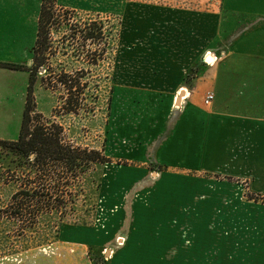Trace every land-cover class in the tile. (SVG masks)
<instances>
[{
  "label": "rangeland",
  "instance_id": "1",
  "mask_svg": "<svg viewBox=\"0 0 264 264\" xmlns=\"http://www.w3.org/2000/svg\"><path fill=\"white\" fill-rule=\"evenodd\" d=\"M41 2L0 0V64L28 68L33 61ZM259 2L56 0L45 59L33 73L53 104L42 102L48 114L37 109L43 119L30 129L40 124L48 133L60 132L64 144L99 152L110 162L68 172L48 161L39 171L32 155L2 148L0 264H189L187 252L178 256L165 247L155 257L157 251L146 246L160 237L163 244V232L164 246H171L172 229L184 246L194 241L189 200L176 195L170 212V201L152 200L161 191L159 175L167 172L156 150L167 119L182 109L181 91L188 99L204 73L227 56L229 42L264 12V0ZM179 183L161 187L172 194L191 185ZM24 192L38 196L13 199ZM146 255L152 263L140 262ZM197 258L196 264L208 262Z\"/></svg>",
  "mask_w": 264,
  "mask_h": 264
},
{
  "label": "crops",
  "instance_id": "2",
  "mask_svg": "<svg viewBox=\"0 0 264 264\" xmlns=\"http://www.w3.org/2000/svg\"><path fill=\"white\" fill-rule=\"evenodd\" d=\"M30 78L29 71L0 66L2 141L19 138ZM202 81L188 99L181 95L182 109L167 119L165 138L156 150V161L167 168L159 184L167 190L170 182L191 185H179L172 194L160 186V193L151 194L157 197L152 200L171 202L165 207L168 212L174 209L171 199L176 195L191 202L189 229L194 241L184 246L179 230L172 229L167 237L171 246H164L163 232V244L161 237L146 242L148 252L157 251L152 252L155 257L165 247L178 256L187 252L189 264H196L198 255L208 260L206 264H264V202L246 197L264 199V12L254 15L251 28L229 42L227 56L207 70ZM34 87L37 109L47 115L42 102L53 104L52 93L38 81ZM207 91L214 98L203 107ZM4 161L0 147V175ZM212 218L218 221L214 224ZM209 240L215 244L208 245ZM149 256L140 262L152 263L145 260Z\"/></svg>",
  "mask_w": 264,
  "mask_h": 264
},
{
  "label": "trees",
  "instance_id": "3",
  "mask_svg": "<svg viewBox=\"0 0 264 264\" xmlns=\"http://www.w3.org/2000/svg\"><path fill=\"white\" fill-rule=\"evenodd\" d=\"M46 0H42L40 13L37 21V33L34 47V67L24 68L17 65H6L0 64V66L13 69V70H26L31 74L30 85L27 90L25 109L22 116L20 135L17 141L9 142L0 140L1 148H10L13 151L34 157V167L39 171H43L44 166H47L48 161L53 163H62L68 172H72L74 168L81 166L83 172L85 168L91 163H105L110 162L107 158L103 157L102 154L96 151H89L87 149L75 148L69 144H64L63 140L60 138V132L48 133L45 131V127L42 125H34L33 129H30V124L32 121H38V123L43 119L41 114L37 112L36 100L33 91L34 79L33 76L34 69L39 66L40 59L44 61L45 52L48 49V39H49V27L51 26V18L53 14L51 9L54 8L56 0H51L49 2V7L46 4ZM43 57H42V56ZM38 64V65H37ZM67 111L74 112L75 110L71 107ZM79 162V164H77ZM43 181V178H40ZM39 181V182H40ZM33 182H29L31 184ZM43 184V183H42ZM44 188V186L42 187ZM30 196L28 193H17L13 197L24 195L26 198L37 197V194ZM25 204L20 205V212L25 211Z\"/></svg>",
  "mask_w": 264,
  "mask_h": 264
},
{
  "label": "built area",
  "instance_id": "4",
  "mask_svg": "<svg viewBox=\"0 0 264 264\" xmlns=\"http://www.w3.org/2000/svg\"><path fill=\"white\" fill-rule=\"evenodd\" d=\"M214 94L212 92H208L204 97V104L209 106L211 102L213 101ZM119 241V240H118ZM121 243V242H120ZM119 243V244H120Z\"/></svg>",
  "mask_w": 264,
  "mask_h": 264
},
{
  "label": "water",
  "instance_id": "5",
  "mask_svg": "<svg viewBox=\"0 0 264 264\" xmlns=\"http://www.w3.org/2000/svg\"><path fill=\"white\" fill-rule=\"evenodd\" d=\"M183 94V92H181V94L180 95H182ZM177 102H178V104H179V99L177 100Z\"/></svg>",
  "mask_w": 264,
  "mask_h": 264
},
{
  "label": "bare ground",
  "instance_id": "6",
  "mask_svg": "<svg viewBox=\"0 0 264 264\" xmlns=\"http://www.w3.org/2000/svg\"><path fill=\"white\" fill-rule=\"evenodd\" d=\"M182 97H184V91H183Z\"/></svg>",
  "mask_w": 264,
  "mask_h": 264
}]
</instances>
